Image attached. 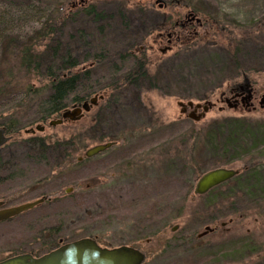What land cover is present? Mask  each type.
I'll list each match as a JSON object with an SVG mask.
<instances>
[{
	"label": "rangeland",
	"instance_id": "374dc122",
	"mask_svg": "<svg viewBox=\"0 0 264 264\" xmlns=\"http://www.w3.org/2000/svg\"><path fill=\"white\" fill-rule=\"evenodd\" d=\"M54 1L62 3L63 13L68 12L69 0ZM139 2L146 0L92 2L106 16L101 46L108 55L100 67L95 66L92 76L122 78V74L110 76V66L117 52L128 46L129 52L146 58L155 87L142 88L138 94L126 87L120 101L102 109L105 121L100 125L95 122L89 137L84 132L104 103V91L96 94L102 98L76 121L49 125L57 115L8 134L5 144L16 141L19 145L0 151V201L10 207L45 199L0 221V260L21 253H47L57 238L72 241L96 236L103 245L128 244L141 249L146 254L142 264H264V136H260L258 147L248 149L250 145L243 144L225 153L205 140L204 144L197 141L190 163L186 152L176 153L177 145L191 130L204 128L205 135L212 120L241 118L251 129L264 123V105L259 104L264 96V0H180L199 22L194 19L191 34L182 31L180 39L166 49L165 43L155 41L162 15L155 7L139 11L144 19L136 34L122 28L118 9L137 14ZM0 10L4 20L0 27L2 60L10 54L5 50V36L19 35L25 40L42 19L34 12L22 14L24 11L4 0H0ZM82 17H74L77 25L97 38L95 25ZM218 25L225 33L219 32ZM228 36L242 39L236 52L241 65L228 53ZM118 65L122 67V63ZM89 66L79 63L74 71ZM243 78L248 79L255 95L251 106L230 108L217 102L197 121L187 117L189 109L186 114L181 112L179 102H216L221 92L229 96V87L243 83ZM9 95L0 98V113L4 117L14 111L22 122L25 111L9 107L19 94ZM196 112L202 111L198 108ZM36 125L43 129L24 131ZM73 136L77 137L72 155L76 159L93 145L112 144L78 165L62 161L58 147L52 149L57 154L49 157V164L27 163L26 155L32 149H27L31 142L25 140L37 138L48 144ZM12 164L18 169L15 178L9 179L5 176L11 173L8 168ZM247 166L259 167L261 189H248L243 179L232 180L233 176L218 188L194 195L195 183L206 171L231 168L237 175ZM206 226L210 230L202 233Z\"/></svg>",
	"mask_w": 264,
	"mask_h": 264
},
{
	"label": "trees",
	"instance_id": "16d2710c",
	"mask_svg": "<svg viewBox=\"0 0 264 264\" xmlns=\"http://www.w3.org/2000/svg\"><path fill=\"white\" fill-rule=\"evenodd\" d=\"M4 2L24 11L22 14L34 12L42 19L39 21V26L34 29L31 35L26 36L25 40L21 39L19 35L5 36V50H10V54H5L4 58L0 60V98L9 94H19L18 101L9 103V107H14L18 111L23 110L26 115V118L20 122L15 118L14 111L4 117L0 113V127H4L7 135L17 134L19 130L33 123L45 122L51 117L59 115L69 104L79 103L91 95L104 91L106 94L104 103L100 105V109L97 108L94 122L84 132L86 137H89L95 131L94 123L100 125L105 121L102 109L109 107L110 103L120 101V93L126 87L133 89L136 94L140 93L142 88L148 90L155 87L154 79L151 78L145 66L146 58L141 54H132L129 52L128 46L122 47L121 52H117L115 62L110 66V76L122 74V78L92 76L95 66L100 67V63L107 60L108 57L104 46H101L105 28L103 19L106 16L99 12L94 5L80 10V14L95 25L97 38H94L85 27L78 26L73 14L68 16L67 13H63L60 10L61 2L54 0H4ZM137 9V14L133 12L129 14L124 8L123 10L118 9V18L122 28L130 35L138 32L144 19L139 13L142 9ZM123 11H125L124 14ZM1 14L0 10V27L4 21ZM68 27L71 29L69 32L61 33V29ZM217 27L220 28L221 34L225 33L221 25ZM241 40L228 36L225 42L234 63L240 65L236 52L240 49ZM80 60L92 61L93 64L85 69L74 71ZM120 63H122V67L118 65ZM205 130V135L204 128L191 130L189 137L177 145L176 153L186 152L190 163L197 141L204 144L205 140L208 146L213 147L219 153L236 149L243 144H249L248 149L258 147L260 136H264V123L251 129L246 127L243 119L231 117L212 120L207 124ZM76 138L73 136L57 143L48 144L37 138L25 140L26 143L31 142L27 149H32V152L26 155L27 163L31 161V163L49 164V157L53 155L56 157V152H53L52 149L58 147L61 151L62 161L68 164H81L84 159H87L86 157L82 156V159L78 160L75 155L72 156L76 151ZM11 143L2 146L0 151L4 147L19 145L16 141ZM60 155L57 157L60 158ZM13 165L8 168L11 173L5 176L6 178H15L14 172L18 168ZM260 176L258 166H247L232 180L243 179L245 181L243 185H246L248 189L259 190L261 189Z\"/></svg>",
	"mask_w": 264,
	"mask_h": 264
},
{
	"label": "water",
	"instance_id": "95a60500",
	"mask_svg": "<svg viewBox=\"0 0 264 264\" xmlns=\"http://www.w3.org/2000/svg\"><path fill=\"white\" fill-rule=\"evenodd\" d=\"M190 16L192 19H195L196 22H199V19L193 14H190ZM101 98L102 95H95L88 101L73 104L71 109L65 108L60 112L59 118L50 120L48 123L49 125H55L67 120L76 121L83 115V111H88L92 105L96 104L97 99ZM259 104L260 106L264 105V96H261ZM179 105L181 106L182 113L186 111V108H193L192 111L187 113V117L194 121H197L203 117L204 112L207 110V106L203 105V111L199 114H196L195 111L197 108H200V104H193L192 101H188L186 103L179 102ZM42 129V125H36L34 128L25 129L24 131L34 132L35 130ZM9 138L10 136L5 133V129L0 128V148L9 140ZM111 144L112 142H106L93 145L85 150L83 156L86 158L92 157L106 150L111 146ZM81 159V157L78 158V160ZM236 173V170L231 168H215L206 171L197 179L194 186V194H205L210 189L235 176ZM44 199L45 197H41L19 205L0 208V221L9 219L23 211H26L41 203L44 201ZM1 204L2 202L0 201V206ZM208 230H210V228L206 226L202 233ZM143 259L144 255L140 251L131 247H101L93 239L84 237L69 243H65L40 256L22 253L2 259L0 260V264H141Z\"/></svg>",
	"mask_w": 264,
	"mask_h": 264
},
{
	"label": "flooded vegetation",
	"instance_id": "af4514ba",
	"mask_svg": "<svg viewBox=\"0 0 264 264\" xmlns=\"http://www.w3.org/2000/svg\"><path fill=\"white\" fill-rule=\"evenodd\" d=\"M69 1L70 2L68 4L69 7L67 8V11H68L67 14L73 13L74 16H79V14L81 13L80 10L86 7H89L90 5H93L92 2L96 0H69ZM138 4L140 6L139 8L141 9H145V8L153 9V7H155V10L162 11V15H160L161 17H160V23H159L160 28H159V31L157 32V38L155 39V41H157L158 44L165 43V46H164L165 48L163 49H166V47L171 48L172 43L180 39L179 37L181 36L182 31H185L186 34L189 36L191 34V30L194 28L195 20L192 19L190 16L192 12L191 10L188 9L187 5H180L181 4L180 0H146L145 3L139 2ZM177 7L181 8L179 12L176 11ZM201 24L203 23L201 22ZM201 24L198 23L197 26H201ZM5 29H8V28H5ZM68 31L69 30L65 28L61 29V33H67ZM79 63H86V62L85 60L84 61L80 60ZM87 63L89 65L93 64L92 61H88ZM250 86L251 84L249 83L248 79L243 78V83L242 82L235 83L234 85L229 87L228 93H227L229 94V96H227L225 92H221L219 94L218 99H216V102L207 101L204 105L207 106V110L215 106L217 102L224 103L227 107H230V108L237 107L238 105L251 106L252 102L255 100V95ZM202 106L203 105L200 104L201 111H203ZM222 108H223L222 106H218L219 110H222ZM188 109H189V112L193 110V108L192 109L186 108V111H184L183 113L186 114ZM197 110L198 108L196 109V111ZM206 111L204 112V114L206 113ZM196 114H199V113L196 112ZM1 202L2 204L0 208H5L4 201L1 200ZM55 238H57L56 235L52 236V240L55 241ZM81 238H84V237H81ZM81 238H78V239H81ZM88 238L93 239L101 247L116 248L120 246H127L133 249H136L144 255V259L142 263L144 262L146 258L145 252L142 251L141 249L136 248L133 245H128V244L103 245L96 239V236H93V237L89 236ZM78 239H75V240H78ZM75 240H72V241H75ZM72 241H66V240H63L62 238H57L56 244L52 246L49 250H47V252L65 243H69ZM33 256H40V255H33Z\"/></svg>",
	"mask_w": 264,
	"mask_h": 264
}]
</instances>
